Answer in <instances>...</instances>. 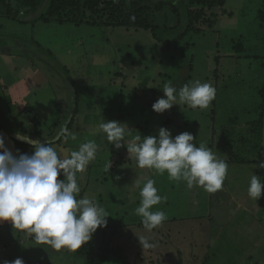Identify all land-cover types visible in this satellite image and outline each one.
Wrapping results in <instances>:
<instances>
[{"label": "rangeland", "instance_id": "1", "mask_svg": "<svg viewBox=\"0 0 264 264\" xmlns=\"http://www.w3.org/2000/svg\"><path fill=\"white\" fill-rule=\"evenodd\" d=\"M153 1L156 3L158 0ZM12 5L21 12L32 11L14 0ZM224 9L215 10L218 17L214 28L203 24L199 28L205 31L204 35L189 33L186 36L179 29L180 18L171 7L155 11L151 14L150 22L156 26L159 40L143 30L61 24L56 18L50 19L48 23L37 24L32 23L29 18L28 24L0 18V83L17 106L12 112L21 124L22 134L43 141L55 134L61 136L63 127L58 125L64 120L60 112L67 114L71 98V88L67 87L63 78L68 76L74 80L81 98L80 112L76 115L69 137L61 145L51 146L65 158L71 151L78 150L82 143L91 140L97 144L96 159L84 173L77 175L81 188L78 198L87 197L99 206H104L109 215L106 218L107 224L123 221L115 216L112 206L113 199L115 201L119 196L121 200L132 196L125 200L128 202L126 208H130V215L133 217L132 211L135 212L140 204L139 193L145 181L142 177H137L139 173L126 180L121 179L122 174L134 171L137 165L113 163V158L118 161L124 157L126 161L130 158L124 148L120 149L123 156L119 155L120 150L115 149L114 145L107 141L106 135L99 130L102 123L100 108L111 107L118 112L114 113V116L122 117L119 122L129 128L126 127V143L135 138L132 131L138 128L137 121L141 120L143 124H147L153 120L154 126L150 124L155 131L164 127L174 132L178 131V126L183 132H195L194 135H197L198 131L199 143L205 144L211 150L216 149L212 152L217 157L220 156V151H223L222 154L226 157L239 154L235 148L227 149L225 142L234 134L236 137H246L245 124L255 109L252 105H256L257 101L264 103L260 91L254 93L249 90L261 88L264 73L261 66L263 59H259L264 57V29H260L257 20L259 10H264V0H226ZM240 41L244 46L243 50L239 49ZM46 61L53 65V69L45 65ZM64 66L69 70V74L62 77L59 69ZM184 70L192 76L189 84L200 81L211 84L215 89L218 87L216 97L219 107L215 108V116L212 115L215 98L206 109H194L195 116L202 113L199 130H194L186 124V115L182 110L184 107L174 105L159 114L153 110L151 112L148 103L139 100L141 97L146 101L156 98L157 94L163 93L165 85L170 84L178 89L184 82ZM223 86L228 90L223 89L221 101H218L219 90ZM242 87L247 91L241 90ZM251 96L254 99H250ZM8 108L5 102L0 100V113L8 112ZM141 108L145 110L142 111ZM173 109L177 114L170 113ZM34 115L38 116L36 120L41 125L36 126L32 122ZM112 117L105 116V121H117ZM167 117L172 119L170 125L164 123V118ZM67 121H64L65 124ZM0 126L9 134H14L13 125L9 124L5 116H0ZM226 128L230 129V132L234 129L235 133L225 135ZM40 131L42 135L38 134ZM141 132L138 130L136 136L141 135ZM73 134L75 140L71 138ZM150 135L151 133H144L141 137ZM211 137L216 144L209 141ZM221 143L223 147L218 146ZM17 145L19 154H32L33 148L23 147L24 144L20 142H17ZM262 148L263 152L259 151L254 157L251 156V163L258 164L238 165L235 167L236 171H227L224 180L235 182L234 185L238 189L237 204L219 191L210 194L206 191L210 197L209 208L205 204L203 189L202 197L200 194L198 198L197 190L188 188L186 182L173 181L177 183L173 186L175 190L158 189V194L166 197V200L153 206V211H164L166 220L170 223L163 222L160 227L154 229L155 233H149L144 226L137 224L142 218L136 222L126 218L123 222L131 228L125 227V234L120 230L121 233L108 248L120 249L129 264H205L206 256L210 258L209 264H264V190L258 200L250 198L247 191L253 174L264 182V168L259 167V163L264 161V143ZM244 152L245 150H241V153ZM112 163L115 165L113 169ZM101 173H106L107 182L100 181ZM161 178L169 181L166 172ZM165 183L162 182V185H166ZM180 183L181 190L185 191L182 195ZM222 185H225V182ZM135 202L138 203L134 204ZM209 212L213 214V228L209 232L200 227L191 229L193 222H190L188 217L204 216ZM136 216L138 215L134 213V217ZM172 222L180 223L181 227L177 224L171 225ZM170 225L180 228L183 237L175 238L176 233L169 234ZM197 230L200 231L199 234ZM110 231L108 229L109 233ZM100 232L98 228L92 239L74 252L66 249L56 251L46 244H36L35 240L24 232L13 229L9 221L0 222V260L13 261L19 257L23 259L24 264H85L96 250H84L94 245L95 240L100 238ZM217 232L219 235H216ZM124 236L129 241L132 237L133 241L125 239L122 243ZM192 236L197 238V243ZM139 237L148 238L155 247L143 249ZM186 239L187 243L184 242ZM209 240H212L211 243ZM209 245L211 246L208 247ZM106 264L122 263L113 257Z\"/></svg>", "mask_w": 264, "mask_h": 264}, {"label": "clouds", "instance_id": "2", "mask_svg": "<svg viewBox=\"0 0 264 264\" xmlns=\"http://www.w3.org/2000/svg\"><path fill=\"white\" fill-rule=\"evenodd\" d=\"M162 91L163 97L152 105V110L159 114L181 104L192 109H206L216 94L211 84L200 81L185 84L179 90L165 85ZM126 127L119 121L104 120L99 130L116 149L126 146L129 158L134 159L140 169L155 170L159 175L167 172L170 181L186 182L188 188L202 186L210 193L222 188L227 162L219 159L205 144L197 147L190 132L173 137L168 129L161 127L156 136L142 138L138 135L126 143ZM17 136L20 138L19 133ZM71 138L76 139L74 134ZM24 139L33 146L32 154L14 156L0 137V222L9 221L13 229L24 232L38 245L74 252L90 241L98 228L107 226L109 215L103 207L90 198H78L81 188L77 175L84 173L96 159L98 146L90 140L62 158L51 146V141L42 143L27 136ZM259 167L264 168V161ZM154 185L153 179L144 183L139 193L140 204L135 209L149 233L167 219L164 211H153V206L166 200ZM262 190L264 182L253 174L248 196L258 200ZM139 240L143 249L155 247L148 238L139 237ZM0 264H24V261L18 257Z\"/></svg>", "mask_w": 264, "mask_h": 264}, {"label": "trees", "instance_id": "3", "mask_svg": "<svg viewBox=\"0 0 264 264\" xmlns=\"http://www.w3.org/2000/svg\"><path fill=\"white\" fill-rule=\"evenodd\" d=\"M14 1L17 2L18 4H21L24 8L30 9L32 11L31 12H21L19 9L13 7L12 0H0V18H5L10 21L17 22L19 24L20 23L28 24L29 23L27 20L28 18L31 21H33L32 23H36V24L39 22L48 23L47 21H49L50 19L56 18L60 21L61 24H64V23H72L75 25L88 24L91 26L124 28L126 30L133 29L134 31L143 30L146 32H150L153 36L156 37L157 40H159V38H157L156 26H153V24H151L150 22L151 14L154 13L155 11H160L164 7H171L174 13H176L177 16H179L180 18L181 25L179 29L183 32L185 36L188 35L189 33H196V34L204 35L205 31L201 30L199 26L203 24H208L210 28L212 27L214 28V26L217 23V17H218V13H216L215 10L220 9L224 11L225 10L224 7L226 5V0H158L156 3L153 0H14ZM257 20L259 22L260 29H264V10L263 9L259 10ZM181 37L182 35L179 36L180 39ZM241 41L239 43V49L243 50L244 46ZM48 52H49L48 54H50L49 50ZM259 59H263L262 61L263 63L261 66L264 69V57L259 58ZM45 63L44 64L47 67H49L50 69H53L52 64H48L47 61ZM59 70L61 71L60 74L62 77L64 75L69 74V70L65 66L61 67ZM191 72H192V69H191ZM184 73L185 75L182 76L184 77L183 78L184 82L178 87L177 90H179L185 84H189V82L192 80L191 79L192 76L187 74V70H184ZM167 77L171 79L170 76H167ZM63 79L65 80L67 87L69 86V88H71L70 89L71 98H70V108L67 110V114L63 115L62 112H60V115L62 117V120L64 121L68 120V121L66 124L63 121V122H60L61 123L60 125H58L60 126V128L63 127L61 136H56L57 134H55L53 137H49L47 139V141L49 140L51 141V145H54V144L61 145L63 141L69 137L68 136L69 132L74 127V124H75L76 115H78V113L80 112L81 98H80V95H79V92L77 90L74 80L68 76L67 78L64 77ZM260 87L261 88H258V89L251 88L249 90H252L254 93H258L255 91H260L262 93V97L264 98V73L262 75V83ZM223 89H227V88L225 86L220 88L219 90L220 93L218 94V101L220 100V96L222 95ZM215 90L216 92H218V87ZM241 90L247 91V89H243V87ZM0 93H1L0 100L5 102V104L9 107L8 112L6 113L1 112L0 116H5L6 119L9 121V124L13 125L14 134H17V133L21 134L22 133V130L20 129L21 124L17 116L14 115L12 112V109H14V107L17 108V106H15L14 102L11 100L9 93L4 90L1 83H0ZM157 95L158 96L156 98H153L152 100L147 99L146 101L144 97L139 98V100L142 103L147 102L148 103L147 106H149V110L151 111L153 103L156 102L159 98L163 97V93L157 94ZM250 99H254V97L251 96ZM57 105L60 106L59 104ZM213 106L214 108L212 110V115L215 116L217 114L216 109L217 107H219V102L217 104L216 94H215V100L213 102ZM252 106H255V109L253 111V115L246 121V124H245L246 132H247L246 137L244 136L236 137L234 134L235 133L234 129L232 130V132H230L231 131L230 129H229L230 131L227 130V128L225 129V135H228V134L230 135V133L234 134L231 139L239 138L238 140H235V141H230L231 140L230 139L229 141L225 142L226 143L225 146H227V149L231 148L232 150H234L235 148L237 149L239 154H236L233 157L232 155H230L229 157H226V155L222 154L223 151L222 152L220 151L219 153L220 156L218 158L219 159L225 158L224 161H226L227 164L237 165V166L238 165H248L251 163L252 158L255 156V154H258L259 151L262 150V146L264 143V103L260 104V101H257L256 105H252ZM179 107H184L182 110H184L185 115H186L185 116L186 118L185 121H187L186 124H188V126H191L194 130L195 129L199 130L200 125H201L200 121L202 119L201 117L202 113L199 112L200 115L195 116L193 113L195 111L194 109L188 106H184V104L179 105ZM221 107H223L224 109L226 108L224 106H221ZM141 109L142 111L145 110L144 108H141ZM243 111L246 112L245 110ZM244 112L241 111V113H244ZM114 113L116 114L118 112H116V110L112 109L111 107L110 108H107V107L100 108V120L103 122L104 120H106L105 116L111 115L113 116L112 118L115 117L117 121H121L122 117H119V115L114 116ZM170 113L172 115H174V113L177 114L175 109L171 110ZM154 116H156L155 113H154ZM36 119H38V116L34 115L32 122L36 126L41 125ZM164 120H165L164 123H166L167 125L171 124L172 119L170 118L168 119L167 117V118H164ZM136 123H137L138 128L132 131L133 136H136V132L138 130L142 131L141 135L144 133H151V136L153 135L155 131V128L153 127L154 126L153 120L150 122L153 126L149 122L147 124H143L141 120L137 121ZM172 133L176 134L177 131H174ZM236 133L238 134L239 132H236ZM38 134L42 135L41 131ZM156 135H158L157 129L155 131L154 136ZM172 136L175 137L176 135L175 136L172 135ZM40 141L42 143L45 142L43 140H40ZM209 141L216 144L213 138L209 139ZM128 142H130V140ZM15 143L17 145V141H15ZM196 144L197 143L195 142V145ZM199 145L200 143L197 144L198 147ZM218 146L223 147V144L221 143V145H218ZM23 147L33 148L32 145H26V144H24ZM17 148H18V154H19L18 145H17ZM121 148H124V150L127 151L126 146L121 147ZM241 150H245V152L241 153ZM211 151L215 152L216 149H212ZM119 155L123 156L121 150H120ZM124 159H122L121 161H118V160H114L113 158L112 161L114 164H117L119 162L120 164H123V165L125 164H128L129 166H132V164L137 165L134 159H128L127 161ZM251 164H258V163H251ZM114 167L115 165H113L111 169H113ZM137 167L136 168L134 167V171L131 170L127 174H122L121 179L126 180L127 178H131L134 174L136 175V173H139V176L137 177L138 178L142 177V179H144L145 181L143 183H146L148 179H153L156 182V179H157L156 176L159 174H157L155 170L140 169L139 167L138 169ZM105 176H106V173L100 174V178H102L100 179L101 182H107V177ZM128 198H132V196L125 197V199H128ZM125 199L121 200V196H119V198L115 201L113 199L112 206H113L114 213L116 210L118 211L115 216L118 217L119 220L124 221L127 218V219H134V221L136 222L141 217L140 216L134 217V213H135L134 211H132L133 217L130 215V208H126L128 202H126ZM137 203L138 202H135L134 204H137ZM122 207H125V208H123L120 211L119 209ZM104 209L107 210L105 207ZM123 221H120V223L107 224L106 227L100 228V231H101L100 238H97L98 240H95L94 245H91L84 250L86 252H92L96 250L95 253L92 254L91 259L85 264H106L107 262H110L113 257L117 258L118 262L122 264H126V263L129 264L127 257L122 255L121 253L122 251H120V249L115 248V249L110 250L108 248L109 245L117 239L121 231L125 227H127V224ZM137 224L138 225L141 224L140 227L143 226L142 221H140V223H137ZM210 225L213 228V217L210 218ZM108 229L111 230L110 233L108 232ZM123 233L125 234L124 231ZM125 239L128 240V238H125ZM131 240H132V237H131ZM209 260H210L209 256H206V258L204 259L205 264H209Z\"/></svg>", "mask_w": 264, "mask_h": 264}, {"label": "crops", "instance_id": "4", "mask_svg": "<svg viewBox=\"0 0 264 264\" xmlns=\"http://www.w3.org/2000/svg\"><path fill=\"white\" fill-rule=\"evenodd\" d=\"M177 133L176 134H174V133H172L171 132V134L172 135H179L180 133H183V131L179 128V126L177 127ZM194 133L195 132H193V136H194V144H195V142L198 144L199 143V133H198V131H197V135H194ZM155 135V134H154ZM212 138V137H211ZM197 144H196V146H197ZM198 147V146H197ZM224 149V148H223ZM260 152H263V148H262V150L260 151ZM261 154V153H260ZM263 156H264V154H263ZM222 160H225V158L224 159H222ZM235 167H237V165H230V164H228V169H233V170H235L236 171V169H235ZM166 174H167V172H166ZM157 175V174H156ZM161 175H157L156 176V182H155V187L157 188V189H159L160 190V188H167V189H172L173 188V186L175 185V184H177L176 182H173V181H165V180H163V179H161V177H160ZM234 176H236V177H238V175H234ZM167 177H168V175H167ZM157 181H160V182H157ZM162 182H166L165 184L166 185H162ZM179 182H183V181H179ZM225 182V185H222V188H221V190H218L220 193H222V195H224V196H228V197H230L231 198V200H232V202L234 203V204H237L239 201H237V199H236V191H238V189H237V187L234 185V183L235 182H226L225 180L223 181V183ZM236 182H238V181H236ZM179 188H180V190H181V183H180V185H179ZM193 188V190H197V197L199 198L200 197V194H201V197H202V189H203V197H204V200H205V204L206 205H208V207L210 208V205H209V203H210V197H209V194H210V192H209V194H206V190L202 187V186H193L192 187ZM175 190V188H173V191ZM222 191V192H221ZM224 192V193H223ZM185 193V191L183 190H181V195L182 194H184ZM162 206V205H161ZM164 206H166V204H164ZM164 206H162L163 208H165ZM123 208H125V207H122V208H120L119 210L121 211ZM153 208H155V207H153ZM155 211V210H154ZM117 210L115 211V215L117 214ZM213 214L211 213V212H209V213H206L204 216H200V215H194V216H190V217H188L187 219L190 221V222H193L192 223V225H191V229H192V227H194V228H203L202 230L203 231H205V232H209L210 230H211V225H210V218L211 217H213L212 216ZM251 216H252V213H251ZM165 222H169L170 223V221H167V220H165ZM173 224H177V225H179V227H181V224L180 223H177V222H172L171 223V225H173ZM170 225V228L168 227V229H169V234H173V233H176L175 234V238L176 237H178V236H182L183 237V235H182V232H180L181 230H180V228H174V227H172ZM176 226V225H175ZM128 228H131V227H127V229ZM127 229L126 230H123L124 232L125 231H127ZM200 230V229H199ZM199 230H197V233L199 234L200 233V231ZM201 230V231H202ZM152 232H154L155 233V230H153ZM126 233V232H125ZM193 233H191V235H192ZM216 235H219V233L217 232L216 233ZM125 236L122 238V240H121V242H123L124 240H125ZM172 238V237H171ZM185 239V238H184ZM188 239V238H187ZM184 240V242H186L187 243V241L189 240ZM192 239H194L195 240V242L197 243V238H195V237H193L192 236ZM137 239L135 238V241H136ZM133 241V239L131 240V241H129V242H132ZM210 241V243H211V241L212 240H209ZM0 245H1V243H0ZM211 245H209L208 247H210ZM198 248V247H197ZM3 260H0V262H2Z\"/></svg>", "mask_w": 264, "mask_h": 264}, {"label": "water", "instance_id": "5", "mask_svg": "<svg viewBox=\"0 0 264 264\" xmlns=\"http://www.w3.org/2000/svg\"><path fill=\"white\" fill-rule=\"evenodd\" d=\"M25 136L26 135L21 133V134H19L20 138H18L17 134L9 135L6 131H4L2 128H0V137H3L5 147L9 151H11L14 156L18 154V148H17L15 141L20 142L22 144H26V145H31L28 141H26L24 139ZM29 139L30 140H37V139H33V138H29Z\"/></svg>", "mask_w": 264, "mask_h": 264}]
</instances>
